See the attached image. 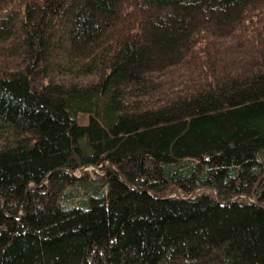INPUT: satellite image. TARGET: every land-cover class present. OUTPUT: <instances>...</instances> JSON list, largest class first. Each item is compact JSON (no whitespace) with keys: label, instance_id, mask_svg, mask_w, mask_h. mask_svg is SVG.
Wrapping results in <instances>:
<instances>
[{"label":"trees","instance_id":"16d2710c","mask_svg":"<svg viewBox=\"0 0 264 264\" xmlns=\"http://www.w3.org/2000/svg\"><path fill=\"white\" fill-rule=\"evenodd\" d=\"M0 264H264V0H0Z\"/></svg>","mask_w":264,"mask_h":264},{"label":"rangeland","instance_id":"374dc122","mask_svg":"<svg viewBox=\"0 0 264 264\" xmlns=\"http://www.w3.org/2000/svg\"><path fill=\"white\" fill-rule=\"evenodd\" d=\"M78 122H79V123H82V124H86V123H87V116H86V115H81V116L78 118Z\"/></svg>","mask_w":264,"mask_h":264},{"label":"bare ground","instance_id":"6f19581e","mask_svg":"<svg viewBox=\"0 0 264 264\" xmlns=\"http://www.w3.org/2000/svg\"><path fill=\"white\" fill-rule=\"evenodd\" d=\"M85 170H87V167H84V168L82 169V171H85ZM79 174H81V172H80Z\"/></svg>","mask_w":264,"mask_h":264}]
</instances>
